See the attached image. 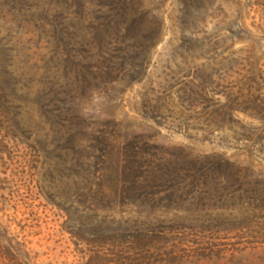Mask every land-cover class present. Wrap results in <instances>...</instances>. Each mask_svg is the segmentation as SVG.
Wrapping results in <instances>:
<instances>
[{
  "label": "rangeland",
  "instance_id": "374dc122",
  "mask_svg": "<svg viewBox=\"0 0 264 264\" xmlns=\"http://www.w3.org/2000/svg\"><path fill=\"white\" fill-rule=\"evenodd\" d=\"M0 264H264V0H0Z\"/></svg>",
  "mask_w": 264,
  "mask_h": 264
}]
</instances>
